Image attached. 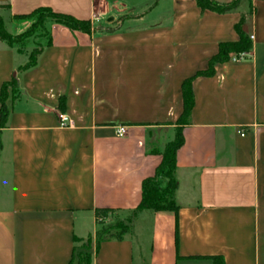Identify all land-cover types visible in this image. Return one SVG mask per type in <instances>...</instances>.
I'll return each instance as SVG.
<instances>
[{
    "label": "crops",
    "instance_id": "1",
    "mask_svg": "<svg viewBox=\"0 0 264 264\" xmlns=\"http://www.w3.org/2000/svg\"><path fill=\"white\" fill-rule=\"evenodd\" d=\"M0 3L13 35L38 7L93 27L48 19L51 43L25 70L34 36L23 50L0 39V88L16 75L20 92L0 128V264H67L74 245L94 238L96 208H136L174 137L183 80L208 67L220 42L239 40L241 19L246 56L233 52L191 82L173 170L177 214L142 210L131 232L100 243L92 264H213L212 255L264 264V0L224 13L196 0Z\"/></svg>",
    "mask_w": 264,
    "mask_h": 264
},
{
    "label": "trees",
    "instance_id": "2",
    "mask_svg": "<svg viewBox=\"0 0 264 264\" xmlns=\"http://www.w3.org/2000/svg\"><path fill=\"white\" fill-rule=\"evenodd\" d=\"M196 1L198 6L202 9L224 13L236 8L240 0H231L229 2H219L217 0ZM2 6L4 5L0 3V7ZM34 15H37L38 19L44 18V16H50L56 22L62 23L73 30L90 33L93 29L90 20L77 19L70 14L55 12L48 7H38L29 14L21 17L28 18ZM241 22L242 19L236 25V29L240 34L239 40L233 42H220L218 44L217 53L209 60L208 67L204 70L196 71L192 76L183 80L181 84L183 109L175 122L174 137L158 152L161 154V161L156 166L154 174L142 180L141 199L136 208L125 217H120L119 215L114 217L113 215L116 213V210L113 208H96L95 222L99 227L95 231L94 238H87L81 246L74 245L67 264H92V257L98 250L100 243L110 239L120 240L126 233L131 232L133 222L138 213L142 210H169L173 211L175 215L177 214L178 206L174 199L177 181L173 176V170L176 166L177 150L184 142L183 127L189 123V115L194 104L191 82L197 76L212 75L214 73L215 64L230 59L231 53L234 52L238 55L250 49L251 43L248 36L245 35L241 29ZM38 26L45 29L44 20H40L36 25L34 23L30 29L13 35L5 29L3 19L0 15V39L5 40L11 46H15L35 33V28ZM46 32L47 40L45 44L34 47L30 51L26 63L19 66V70L29 69L36 65L37 57L41 53L43 47L51 43L47 29ZM18 50H20L19 47ZM19 94L16 75H13L9 80L2 83L0 88V128L7 125L13 103L18 98ZM208 257L212 259L213 264H224L222 255H212Z\"/></svg>",
    "mask_w": 264,
    "mask_h": 264
},
{
    "label": "rangeland",
    "instance_id": "3",
    "mask_svg": "<svg viewBox=\"0 0 264 264\" xmlns=\"http://www.w3.org/2000/svg\"><path fill=\"white\" fill-rule=\"evenodd\" d=\"M51 17L50 16H44V18H40V19H38V17H37V15H34V16H31V17H28L27 19H29L30 20V25H29V27L27 28V29H30L31 28V26L35 23V25L37 24V23H39V21L40 20H44V23H45V29L44 28H42L41 26H38V27H36L35 28V33H33L31 36H29L28 38H26V39H24V41L22 42V43H19V44H16L15 46H17V47H19L21 50H23L24 49V47L26 46V44H25V40H27V39H29V38H31L32 36H34V43H33V48L34 47H37V46H39V43L40 42H44L46 39H47V32H46V29H47V26H46V24H47V20L48 19H50ZM52 19V18H51ZM117 215H119L120 217H125L124 215H125V213H115L113 216L115 217V216H117ZM82 245V243H80V244H78L77 246H81Z\"/></svg>",
    "mask_w": 264,
    "mask_h": 264
},
{
    "label": "built area",
    "instance_id": "4",
    "mask_svg": "<svg viewBox=\"0 0 264 264\" xmlns=\"http://www.w3.org/2000/svg\"><path fill=\"white\" fill-rule=\"evenodd\" d=\"M251 37H252V36H251ZM246 54H247L246 52H241L240 54L236 55V56L233 57L232 59H233V60L241 59V58L245 57ZM58 117H59V122H60V124H61L62 126H66V125L70 124V119H69V117H68L67 114L61 112V113H59ZM116 133H117V135H119V136H123V135H125V133H126V128H125V126H119V127H117V129H116ZM239 133H240L241 135H243V134H244V130H243V129H240V130H239Z\"/></svg>",
    "mask_w": 264,
    "mask_h": 264
}]
</instances>
